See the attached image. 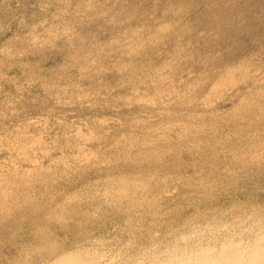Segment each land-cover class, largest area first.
I'll return each mask as SVG.
<instances>
[{
  "label": "rangeland",
  "instance_id": "obj_1",
  "mask_svg": "<svg viewBox=\"0 0 264 264\" xmlns=\"http://www.w3.org/2000/svg\"><path fill=\"white\" fill-rule=\"evenodd\" d=\"M0 264H264V0H0Z\"/></svg>",
  "mask_w": 264,
  "mask_h": 264
},
{
  "label": "bare ground",
  "instance_id": "obj_2",
  "mask_svg": "<svg viewBox=\"0 0 264 264\" xmlns=\"http://www.w3.org/2000/svg\"><path fill=\"white\" fill-rule=\"evenodd\" d=\"M38 233V232H37ZM42 233V232H41ZM221 261V260H220Z\"/></svg>",
  "mask_w": 264,
  "mask_h": 264
}]
</instances>
